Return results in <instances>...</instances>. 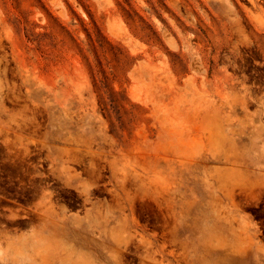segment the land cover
<instances>
[{"label":"rangeland","instance_id":"1","mask_svg":"<svg viewBox=\"0 0 264 264\" xmlns=\"http://www.w3.org/2000/svg\"><path fill=\"white\" fill-rule=\"evenodd\" d=\"M8 194L0 264H264V0H0Z\"/></svg>","mask_w":264,"mask_h":264},{"label":"flooded vegetation","instance_id":"2","mask_svg":"<svg viewBox=\"0 0 264 264\" xmlns=\"http://www.w3.org/2000/svg\"><path fill=\"white\" fill-rule=\"evenodd\" d=\"M2 180H5V178H1ZM13 196L12 194H8L6 196L4 195H0V204H4L6 205V207L4 208L3 206H0V217L1 218H4V219H8L9 217V214L8 212L10 211L9 210V206L8 204H11L13 207V205H16V206H20L22 205L21 202L23 201V197L21 195H17V198L16 199H10V197ZM18 210V209H16ZM27 217L25 216H20V218L18 220L20 221H24Z\"/></svg>","mask_w":264,"mask_h":264},{"label":"bare ground","instance_id":"3","mask_svg":"<svg viewBox=\"0 0 264 264\" xmlns=\"http://www.w3.org/2000/svg\"><path fill=\"white\" fill-rule=\"evenodd\" d=\"M252 1V0H251ZM254 4V3H253ZM90 193V192H89ZM88 195V194H87ZM51 204H52V202H51ZM65 208V207H64ZM66 212V211H65ZM65 215H66V213H64ZM63 215V214H62ZM34 227V226H33ZM37 228V227H36ZM34 229V228H33ZM38 229V228H37ZM31 232H32V230H31Z\"/></svg>","mask_w":264,"mask_h":264}]
</instances>
